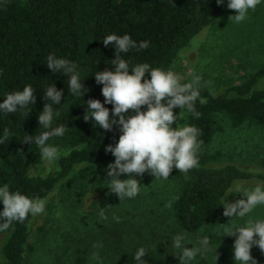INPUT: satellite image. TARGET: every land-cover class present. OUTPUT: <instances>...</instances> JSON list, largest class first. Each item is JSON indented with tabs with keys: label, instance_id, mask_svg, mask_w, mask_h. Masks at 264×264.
Here are the masks:
<instances>
[{
	"label": "trees",
	"instance_id": "16d2710c",
	"mask_svg": "<svg viewBox=\"0 0 264 264\" xmlns=\"http://www.w3.org/2000/svg\"><path fill=\"white\" fill-rule=\"evenodd\" d=\"M220 8L216 0H0V103L7 94L22 91L28 85L36 96L34 105L16 113L0 112V187L7 184L11 192L44 199L75 166L84 165L76 178L83 182L96 169L113 162L114 156L106 153L103 146L118 142L122 134L120 126L105 131L93 120L85 122L83 118L88 100L104 103L103 85L96 83L94 75L106 69L115 70L112 60L116 49L111 44L105 47L103 39L111 34L129 35L136 42V48L121 54L130 70L146 63L150 70L169 71L177 54L216 20ZM141 42H148L149 46L140 49ZM50 54L78 66L84 88L88 90L84 96L69 92L71 74L52 73L48 69L45 64ZM261 77L264 66L231 87L234 96L213 95L197 88L207 103L201 105L199 99L196 101L198 119L186 110L185 125L200 130L199 165L186 174L178 169L174 171L178 191L171 205L172 217L183 232L195 233L208 225H223L228 219L223 215L225 196L233 185L251 179L264 181V175L234 164L212 166L210 162L218 154L202 151L221 129L218 123L221 118L231 127L250 122L264 129V89L255 87ZM53 84L57 90H63L60 104L44 99V92ZM46 103L53 109L52 127L66 128L63 136L51 137L46 144L69 148V152L59 158L56 172L45 177L30 176L31 159L40 154V149L34 142H23L27 135L49 130L38 124ZM104 106L109 109L111 119L113 106ZM181 111L174 110L179 118ZM178 122L179 119L172 127H178ZM5 128L9 130L6 140ZM83 189V185L79 186L76 195L81 196ZM30 219L31 214L23 222L13 221L7 229L8 237L0 249L4 264H23L25 254L31 251ZM140 247L146 251L142 257L145 264H172L143 243L136 244L120 264H138L133 257ZM224 252L218 250V257L222 258Z\"/></svg>",
	"mask_w": 264,
	"mask_h": 264
},
{
	"label": "rangeland",
	"instance_id": "374dc122",
	"mask_svg": "<svg viewBox=\"0 0 264 264\" xmlns=\"http://www.w3.org/2000/svg\"><path fill=\"white\" fill-rule=\"evenodd\" d=\"M228 2L223 0L216 20L191 39L169 68L183 78L181 83H192L199 77L194 87L213 95L234 96L231 87L241 84L264 66V0L255 11L250 9L241 23L229 20L237 13L227 7ZM255 87L264 89V77L257 80ZM185 115L186 109H182L178 126L185 125ZM218 123L221 129L202 149L208 155L218 154L210 165L234 164L264 175V129L250 122L231 127L223 118ZM108 145L115 146L106 144L104 150ZM57 149L60 157L69 152V148ZM58 160L49 165L41 161L40 154L33 156L30 176L45 177L56 172ZM109 164L96 169L83 182L76 179L78 170L83 168L81 164L59 180L53 192L44 198L45 211L31 215L28 242L32 249L25 254L23 264H120L138 243L151 247L172 264H179L176 256L181 252L172 247L176 235H185L188 248H201L203 237L210 238L209 249L198 254L190 264H239L234 260L236 237L227 234L248 226L250 220L264 221V205H258L243 218L228 217L223 225H208L195 233L183 232L175 224L171 210L178 191L175 168L167 180L155 179L149 172L142 177L131 174L142 185L140 192L135 198L120 200L108 189L110 185L106 181L111 177L105 170ZM119 178L125 180L129 176L123 174ZM81 185L83 193L78 196L76 191ZM258 185L264 188V181L251 179L235 183L225 196L226 204L243 199L244 191ZM8 234L7 230L0 231V249ZM221 249L224 255L216 260ZM251 255L258 264L264 263V253L257 246H253ZM1 257L0 254V264H4Z\"/></svg>",
	"mask_w": 264,
	"mask_h": 264
},
{
	"label": "clouds",
	"instance_id": "9594fccd",
	"mask_svg": "<svg viewBox=\"0 0 264 264\" xmlns=\"http://www.w3.org/2000/svg\"><path fill=\"white\" fill-rule=\"evenodd\" d=\"M216 3L221 5L223 0H216ZM260 3L261 0H229L227 7L237 13L230 16L229 20L235 23L243 22L249 10L255 11ZM102 43L105 47L114 45L116 49L115 58L112 60L115 70L106 69L94 75L96 83L103 85L101 92L105 98L104 103L94 99L88 100L83 118L85 122L93 120L105 131H112L114 125L120 126L122 134L118 142L114 147L108 145L105 148L106 153H111L115 157L114 163H110L105 170L107 176L111 177V180L106 182L110 185L108 189L120 200L131 199L139 194L142 186L131 174L142 177L145 172H149L155 179L167 180L173 168L186 174L198 167V151L202 144V141L198 142L197 139L200 130L187 125L173 128L179 119L174 110L186 109L198 119L200 113L195 110V103L199 99V103L203 105L207 100L201 98L198 89L194 87V84L199 82V77L192 83H181L183 78L176 73L159 68L150 70L146 63L136 65L130 70L128 62L121 58L122 53H128L137 47L129 35H107ZM148 46V42H141L138 47L146 49ZM45 65L52 73L71 74L68 81L71 94L84 96L88 91L84 88L75 63L50 54ZM130 71L132 74H129ZM62 97L63 90H57L54 84L44 92V99L55 104H60ZM35 103L34 90L28 85L22 91L7 94L3 103H0V112L5 115L16 113ZM105 104L113 106L111 119L110 111ZM145 106L146 110L142 111ZM52 121L53 109L46 103L38 116V124L49 130L40 135H27L23 142H34L40 149L41 161H46L49 165L57 161L61 154L56 147L47 145L46 142L51 137L63 136L66 131L63 125L53 128ZM8 136L9 130L5 128L4 139L6 140ZM123 174H127L129 178L121 180L119 177ZM242 196L243 199L228 202L223 207L225 217L243 218L258 205H264V188L259 185L250 191H244ZM0 202L3 204L0 219L4 221L0 223V231H6L13 221L23 222L29 214L32 216L42 214L46 203L45 199H32L19 191L11 192L7 184L0 187ZM227 236L236 237L235 262L258 264L251 255V250L253 246H257L264 253V221L250 220L248 226L232 230ZM185 240V235H176L172 241V247L181 252L176 256L179 258V264H190L198 254L207 251L210 246V238L207 236L200 241L201 248H188ZM145 255V248L140 247L133 258L138 264H145L142 260ZM218 256L217 252L216 260ZM94 258L98 259V256L94 254Z\"/></svg>",
	"mask_w": 264,
	"mask_h": 264
}]
</instances>
